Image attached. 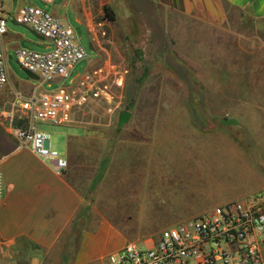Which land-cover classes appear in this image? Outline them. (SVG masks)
<instances>
[{
	"label": "crops",
	"instance_id": "1",
	"mask_svg": "<svg viewBox=\"0 0 264 264\" xmlns=\"http://www.w3.org/2000/svg\"><path fill=\"white\" fill-rule=\"evenodd\" d=\"M42 2L72 28L73 23L86 26L96 55L89 68L111 61L127 72L114 86L111 102L101 99L75 109L68 122L41 125L60 127L58 132L66 139L69 167L63 173L30 148H20L7 120L0 119L4 181L0 264H97L107 259L127 243L105 246L120 234L128 215L118 206L123 201L121 186L133 179L135 189L136 177L143 172L151 176L157 151L173 138H178L177 160L187 162L174 171V178L180 180L174 185L197 191L218 185L219 181L204 178L207 157L212 164L226 166L235 179L239 174L264 183V174L247 151L252 133L264 142V0H124L130 3L128 8L144 37L130 61L106 36L105 6L112 0H2L6 14ZM11 24L4 38L7 66L18 48L33 46L21 25ZM150 50H160L163 56L174 54L181 67L190 69V78L205 89L196 94L200 98L204 93L201 99L211 112L210 121L221 119L217 126L205 120L202 127L203 121L197 120L191 108L194 93L189 90L139 92L135 106H124L130 62L142 69L140 76L133 77L137 85L155 78L144 76L151 69L152 62L145 64ZM8 72L12 83L9 67ZM156 80L163 82L162 77ZM42 84L24 82V87L27 94L45 92ZM174 97L179 101L170 103ZM146 99L153 104L140 106ZM172 148L163 150L170 154ZM164 186L168 185H151L155 189Z\"/></svg>",
	"mask_w": 264,
	"mask_h": 264
},
{
	"label": "built area",
	"instance_id": "2",
	"mask_svg": "<svg viewBox=\"0 0 264 264\" xmlns=\"http://www.w3.org/2000/svg\"><path fill=\"white\" fill-rule=\"evenodd\" d=\"M52 2L54 0H43ZM15 19L52 42L53 48L37 51L18 48L16 57L26 69L45 82L70 76V69L88 57L75 30L51 11L25 5L6 14L0 0V94L9 83L8 57L4 38L8 22ZM50 48V47H49ZM125 69L111 61L89 68L73 80V86L60 85L45 92H16L13 100L0 108V119L19 140L20 148H30L50 163L58 173L69 167L65 153L53 146L52 134L42 124H60L72 119L75 109L101 99L111 102L113 88L123 81ZM4 194L0 171V199ZM264 193L216 205L204 214L163 230L148 247L127 242L107 256L108 264H264Z\"/></svg>",
	"mask_w": 264,
	"mask_h": 264
},
{
	"label": "rangeland",
	"instance_id": "3",
	"mask_svg": "<svg viewBox=\"0 0 264 264\" xmlns=\"http://www.w3.org/2000/svg\"><path fill=\"white\" fill-rule=\"evenodd\" d=\"M108 4L113 9L116 19L109 20V28H107L106 36H110L112 45L117 48H121L127 54L128 60L130 56L135 54V47L141 45L144 37L140 35L141 25L139 26L134 21V14L128 8L130 3H125L124 0H112ZM40 6L47 8L46 3H40ZM106 18V14L104 13ZM140 22V20H139ZM12 25L8 22V26ZM22 28L28 37L33 40V46L25 47L37 51H46L53 48V44L48 39H41L31 33V31L25 27ZM73 29L76 32L78 41L86 48L88 57L81 60L75 66L70 69V76L55 82H45L41 86L43 90H53L60 85H66L68 87L73 86V80L86 73L90 67L93 59H95V50L90 48L91 35L88 32L85 25H79L73 23ZM154 37H149L152 39ZM181 39V37H179ZM146 40V39H145ZM151 41V40H150ZM171 44V41L169 42ZM143 45V44H142ZM49 46V47H47ZM133 48V51H132ZM149 58L145 61V64L150 63V71L148 70L144 76L154 75L148 82L149 78L142 84H136L133 77L140 76L142 69L133 66L130 62V73L127 79L126 89L127 97L124 106L133 107L136 105L139 92L148 93L159 91L164 89H173L176 91L189 90L194 93L191 96L192 109L195 112L197 120L203 121V126L206 123L217 126L218 121L211 122L209 117L211 112L206 107L204 100V93H201L200 98L197 92H204L203 85L197 82L196 78H190L192 75L190 69L181 67L177 57L174 54L162 55L160 50H150L148 52ZM105 61H101L99 65ZM12 74V83H8L6 88L0 95V107L6 105V98L14 99L17 90H21L24 94L28 93L24 82L31 84H40L41 80H35L28 76L24 67L18 62L16 53L9 60L8 65ZM141 76V77H144ZM189 76V78H188ZM162 77L163 82L159 83L156 79ZM143 80V78H142ZM22 81V82H21ZM23 84V86H22ZM113 90V89H112ZM129 93V94H128ZM178 97L170 98V103L178 102ZM174 100V101H173ZM150 103L153 104V100L146 99L140 106L149 107ZM166 108H170L167 107ZM212 117V116H211ZM214 123V124H213ZM49 124V123H48ZM43 128V127H42ZM44 128L48 129L52 133L53 146L60 150L62 153L67 152L66 139L58 131L60 127L55 125H46ZM253 135V136H252ZM252 137L249 138V144L247 145L248 153L255 159V167L261 169L264 174V142L261 144L262 138L252 133ZM264 139V138H263ZM178 138H173L168 142L167 147L160 148L158 150V158L155 161V171L150 176L148 173H142L141 176L136 177V190L134 189V180H127L124 185L121 186L120 198L123 200L119 202L120 209H125L127 214L123 218L120 234L112 237L106 247H112L119 243L135 242L141 247H148L156 242L164 229L179 224L185 220H188L194 216L204 214L208 210L214 208L218 204H222L227 200L242 199L249 195L262 192L264 193V183H258L254 180H247L236 176V179L232 174L227 172V168L224 165L211 163L209 157L206 158L207 163L204 165V178L214 181L218 185L206 187L204 191H197L192 188L183 187L181 185H174L175 182H180L179 179L174 178V171L180 170L181 160L177 157L179 151V145L177 144ZM173 147V148H172ZM171 149V153L168 154L166 150ZM184 165L187 162H182ZM193 161H190L192 165ZM141 164V163H140ZM143 164V163H142ZM213 167V169H212ZM209 171V172H207ZM207 172V173H206ZM238 177V178H237ZM235 181V183H233ZM153 183H162L164 187L157 189L151 187ZM233 183V184H232ZM136 194V195H135ZM124 244V243H123ZM97 264H108L107 259L102 258Z\"/></svg>",
	"mask_w": 264,
	"mask_h": 264
},
{
	"label": "water",
	"instance_id": "4",
	"mask_svg": "<svg viewBox=\"0 0 264 264\" xmlns=\"http://www.w3.org/2000/svg\"><path fill=\"white\" fill-rule=\"evenodd\" d=\"M11 22L14 23V24H16V25H21V26H23V27L29 29V30L31 31V33H32L33 35H35L36 37H38V38H39V37L43 38V36H41L37 31H35L34 29H31V28L28 27L27 25L22 24V23H16L14 19H11ZM90 48L93 49V45H92V43H90ZM24 69H25L26 73L28 74V76H29L30 78L35 79V80H39V79H40V77H39L37 74L33 73L32 71H30V70H28V69H26V68H24Z\"/></svg>",
	"mask_w": 264,
	"mask_h": 264
},
{
	"label": "trees",
	"instance_id": "5",
	"mask_svg": "<svg viewBox=\"0 0 264 264\" xmlns=\"http://www.w3.org/2000/svg\"><path fill=\"white\" fill-rule=\"evenodd\" d=\"M105 14H106V18L109 20H115L116 19V15H115L113 9H111V7H109L108 5L105 6Z\"/></svg>",
	"mask_w": 264,
	"mask_h": 264
}]
</instances>
